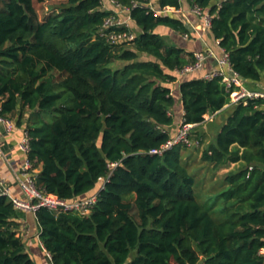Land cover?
<instances>
[{"label": "trees", "instance_id": "1", "mask_svg": "<svg viewBox=\"0 0 264 264\" xmlns=\"http://www.w3.org/2000/svg\"><path fill=\"white\" fill-rule=\"evenodd\" d=\"M110 1L130 9L136 29L120 31L134 40L113 44L101 34L115 15L102 0H0V110L29 134L36 186L70 202L98 193L89 215L36 212L52 263L264 264V97L232 103L221 77L180 76L195 53L162 33L193 38L178 11L183 2L199 6L212 16L207 38L257 91L264 0ZM45 3L51 11L41 20L36 5ZM179 80L196 149L207 116L228 113L202 160L239 166L206 195L190 171L189 146L150 153L173 137L171 85ZM22 215L0 187V264H36Z\"/></svg>", "mask_w": 264, "mask_h": 264}, {"label": "built area", "instance_id": "2", "mask_svg": "<svg viewBox=\"0 0 264 264\" xmlns=\"http://www.w3.org/2000/svg\"><path fill=\"white\" fill-rule=\"evenodd\" d=\"M118 12L115 15L109 17L104 24L101 34L105 36L108 41L113 44H121L124 42H130L135 39V34L132 31H120L123 28H132V21L130 17V9L121 7L118 4L112 2ZM151 8L156 11L153 4H150ZM192 11L203 20L202 30L206 33L209 32L212 24V16L209 13H205L199 6H193ZM157 14L161 13L156 11ZM178 13L182 14L180 9ZM123 14H127L124 17ZM197 38L204 41V35L200 31L195 30ZM184 38L188 39L189 35H185ZM196 63L185 67L183 70L178 71L180 76L186 74H192L202 70L204 63L208 59H216L218 62V68L203 76L206 80H212L214 78L221 77L223 82L226 84L227 89L231 91L232 103H237L247 99H254L264 97V92L252 91L247 88L242 79L235 73L229 63V56L224 53L223 57L219 58L212 49L195 52ZM0 124L3 125L7 135H10L16 129V122L12 119H8L1 115L0 110ZM192 126L186 124L184 121L180 124L178 132L168 141L162 148L152 150L150 153L153 155H163L167 150L172 149L174 146L179 144H186L189 147L195 145L190 139V132ZM197 144V143H196ZM198 145V144H197ZM20 151L26 156L25 165L22 170V178H20V187L23 192L22 197H15L10 194L8 187L6 186L1 176V164L4 159V152L0 146V187L2 194L8 196L10 201L13 203L16 210L21 212H31L35 214L40 208H47L52 211H63V212H76L80 215H89L91 209L97 203L98 193L79 201H66L60 199L54 195L48 194L45 191L38 188L35 184L34 177L37 174L33 162L29 157L31 151L30 148V137L28 132L25 130L23 138L18 143ZM264 254V251H262Z\"/></svg>", "mask_w": 264, "mask_h": 264}, {"label": "crops", "instance_id": "3", "mask_svg": "<svg viewBox=\"0 0 264 264\" xmlns=\"http://www.w3.org/2000/svg\"><path fill=\"white\" fill-rule=\"evenodd\" d=\"M157 1V0H156ZM112 2L110 1V4ZM113 5V3H112ZM106 8V6H104ZM109 10L118 12L116 7H111ZM182 16L188 22L191 31L194 33L193 38L188 39L178 36L176 33L169 29H162V32L169 36L173 41L178 43L188 52H198L203 50L212 49L217 57H223V50L217 45L215 41L207 38V33L202 30L203 20L201 17L193 13L192 7L189 6L187 2L182 4ZM126 17L125 14H123ZM133 25V24H132ZM195 30L200 31L204 35V41L197 38L195 35ZM218 68V62L216 59H208L201 71L197 72L191 77H203L205 74L211 72ZM180 82L171 85L174 97L176 99V104L173 109V116L175 119L174 125L171 128L173 136L178 132V128L183 121L184 108L181 101L180 94ZM258 92H264V85H257ZM228 108V107H227ZM226 109V108H225ZM222 115L207 116V123L205 124V129H214L215 136L225 123L228 118V113H221ZM28 117V116H27ZM25 126H17L16 129L7 135L2 124H0V146L4 152V159L1 164V176L8 187L10 194L15 197H22L23 192L20 187V178H22V170L25 165L26 156L20 151L18 143L24 136ZM231 169L238 167V164H232ZM40 168L35 167V172L39 173ZM21 222V234L26 244L27 252L31 255L36 264H53L50 255L44 249L42 242L40 240V228L37 222L35 214L31 212H23L20 219Z\"/></svg>", "mask_w": 264, "mask_h": 264}, {"label": "rangeland", "instance_id": "4", "mask_svg": "<svg viewBox=\"0 0 264 264\" xmlns=\"http://www.w3.org/2000/svg\"><path fill=\"white\" fill-rule=\"evenodd\" d=\"M104 3V6H106L107 9H110L111 7H114L112 3L110 4V0H102ZM153 3H156V0H152ZM49 3L45 4H37V11L39 18L41 20L45 19V17L50 14V7ZM134 28L136 29L135 25L133 24ZM163 33V32H162ZM165 33V32H164ZM163 33V34H164ZM143 59H146V57H143ZM52 117L48 115L47 116V122L52 121ZM206 130V131H205ZM205 132V138L204 143L201 147L196 149V147L193 145L187 150V157H188V164L190 166V171L195 175L197 179V185L198 191H200L202 194H207L210 191L219 190L222 185V180L224 179V176L229 172L231 169V165L228 167L216 169L213 165L204 162L202 160V153L204 151V148L214 139L215 137V130L214 129H204ZM195 134H193V139H195ZM187 159V158H186ZM199 198V197H198ZM201 203L202 200L200 201ZM22 235V234H21Z\"/></svg>", "mask_w": 264, "mask_h": 264}]
</instances>
